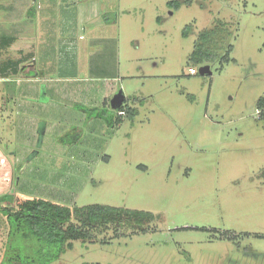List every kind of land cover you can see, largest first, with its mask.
I'll return each instance as SVG.
<instances>
[{
    "label": "rangeland",
    "instance_id": "374dc122",
    "mask_svg": "<svg viewBox=\"0 0 264 264\" xmlns=\"http://www.w3.org/2000/svg\"><path fill=\"white\" fill-rule=\"evenodd\" d=\"M38 1L0 0V69L26 56L14 36L54 29L56 15L35 20ZM25 2L31 16L23 29ZM60 7L98 13L68 32L85 47L75 82L67 80L76 96L45 98L47 115L39 117L20 108V78L0 82V195H13L15 205L36 198L69 208L99 204L153 220L145 232L73 241L51 264H264V119L256 110L264 96V0H69ZM217 23V58L231 49L210 76L200 75L188 57ZM93 38L105 40L92 58ZM88 60L107 64L90 74L116 77L90 79ZM88 89L99 98L91 113L78 95ZM120 90L135 114L108 125L103 118L113 110L101 102ZM7 232L0 215V258ZM223 233L230 239L215 237Z\"/></svg>",
    "mask_w": 264,
    "mask_h": 264
},
{
    "label": "trees",
    "instance_id": "16d2710c",
    "mask_svg": "<svg viewBox=\"0 0 264 264\" xmlns=\"http://www.w3.org/2000/svg\"><path fill=\"white\" fill-rule=\"evenodd\" d=\"M180 5V1L168 3L174 9ZM218 23L198 36L188 57L189 65L211 67L216 61L226 60L230 45L227 53L217 58L218 46L222 43ZM256 110L258 119H264V96L258 99ZM117 111H125V115L102 116L108 125H118L135 114V108L126 105V100ZM98 116L102 118L100 113ZM0 215L5 217L8 226L0 264H51L72 247L73 241L95 242L108 231L117 236L121 229L145 232L143 225L153 220L150 213L99 204L69 208L36 198L15 205V197L7 194L0 195ZM226 235L221 234L220 239L229 240L230 236Z\"/></svg>",
    "mask_w": 264,
    "mask_h": 264
},
{
    "label": "crops",
    "instance_id": "0c3cea01",
    "mask_svg": "<svg viewBox=\"0 0 264 264\" xmlns=\"http://www.w3.org/2000/svg\"><path fill=\"white\" fill-rule=\"evenodd\" d=\"M64 1H66L67 3V1L69 0H39L36 3L37 12L33 13L35 17L37 16L35 20L39 23L41 21L43 23H46L47 19H51L53 15H56L54 29L51 30V34L48 33L49 36L45 37L40 35V37H38V35H36L35 37H31L28 35V33L25 34L24 32H21L19 36H14V39H16L15 41L20 42L19 47L21 50L26 52V56L21 61L19 60L20 62L15 66L8 65L7 67L5 65L4 68L0 69V82L6 83L13 77L20 78L19 83H16V87L19 88V91L22 93L23 97L26 98V100L20 105V108L25 110H32L33 112H35V115L39 117H43V115L45 114L43 113V109L45 108L43 102L45 98L47 100H58L66 99L67 97L73 96V94L76 96V91L72 90L69 87L68 84L70 82L67 80L70 79L72 83L75 82L74 79L76 78V73L79 67L78 55L85 50V47L77 48V44L73 45L72 42H70V39L68 38V32L70 30L71 25L83 24L91 20L93 16H98L96 10L91 11L90 15V13L86 14L85 12H80L79 9L76 11H71L68 7L66 9H61L60 6L63 4ZM28 6V3H26V6L24 8L25 10L23 9L24 16L23 21L21 22V24H23V29L27 27L29 21L28 15H30V13L27 8ZM59 14L61 15L63 25H61L60 21L57 23V20H59L58 17H60ZM82 14H86V17H82ZM32 18H34L33 15ZM31 40H33L34 43H31ZM103 40L105 39L93 38V40H91V52L90 54H87L88 57L90 56L93 58L96 55V48L94 45H97L98 42ZM103 53H105V50ZM98 63L95 64L91 60L89 63L88 60L87 70L89 71V74L91 73L90 71H92L93 66L96 69L107 67V64L105 62L100 64ZM96 75L97 74H90L89 78L114 79L116 77H99ZM82 93L85 92L81 91L78 93V95L80 98H82V102L86 103L87 106L85 107L88 108V110L94 111L100 107L97 103L99 99L98 96H96L97 92L94 93L92 90L88 89L86 92L87 94L85 93V98H83ZM110 100L108 101V98H104L101 104L104 108L113 110L110 107ZM124 100H126L125 96ZM70 101H72L71 98ZM113 111L114 112L112 113L113 115H115L117 110ZM98 117L99 116L97 115L95 118L100 120L101 118ZM33 127L34 126L31 125L30 128L31 131H33L34 133V130L32 129ZM45 127L46 132L47 126ZM33 133L31 138L35 139L36 137L33 135ZM39 141L41 140H38V142ZM20 152L26 154L27 150L23 149ZM215 237L220 239V235L219 237Z\"/></svg>",
    "mask_w": 264,
    "mask_h": 264
},
{
    "label": "water",
    "instance_id": "95a60500",
    "mask_svg": "<svg viewBox=\"0 0 264 264\" xmlns=\"http://www.w3.org/2000/svg\"><path fill=\"white\" fill-rule=\"evenodd\" d=\"M198 73L200 75L210 76L212 74L211 67L209 65L201 66L198 68ZM123 100H124V95H123L122 91L120 90L110 100V107L113 110H117L121 106Z\"/></svg>",
    "mask_w": 264,
    "mask_h": 264
},
{
    "label": "built area",
    "instance_id": "2783aa9c",
    "mask_svg": "<svg viewBox=\"0 0 264 264\" xmlns=\"http://www.w3.org/2000/svg\"><path fill=\"white\" fill-rule=\"evenodd\" d=\"M188 72H189L191 75H195V73H196L195 69H193V68H189V69H188ZM116 115L124 116V115H125V111H117V112H116Z\"/></svg>",
    "mask_w": 264,
    "mask_h": 264
}]
</instances>
